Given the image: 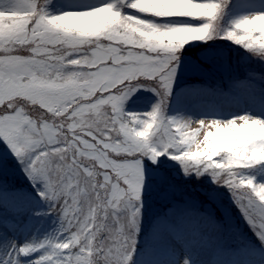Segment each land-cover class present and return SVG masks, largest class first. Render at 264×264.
<instances>
[{"label": "snow or ice", "instance_id": "snow-or-ice-1", "mask_svg": "<svg viewBox=\"0 0 264 264\" xmlns=\"http://www.w3.org/2000/svg\"><path fill=\"white\" fill-rule=\"evenodd\" d=\"M0 150V264H264V0H0Z\"/></svg>", "mask_w": 264, "mask_h": 264}, {"label": "rangeland", "instance_id": "rangeland-1", "mask_svg": "<svg viewBox=\"0 0 264 264\" xmlns=\"http://www.w3.org/2000/svg\"><path fill=\"white\" fill-rule=\"evenodd\" d=\"M144 96H151V93H144ZM145 104L141 103L138 104L136 107L138 110L145 108ZM198 125L193 124L192 128L197 127ZM202 138V136H201ZM0 157H2V150H0ZM0 180H3L7 183V185L10 188H15V189H24L27 191H30V185L28 181L25 179V176L23 173L19 170L17 167L15 161L12 159L11 156L7 158V163L2 171H0ZM225 204H227L232 213V217L234 218V223L236 227L253 243H258L256 241V237L253 235L252 231L249 230V227L247 224L244 222V220L241 218L240 213L237 211L236 207L232 206L228 200L227 193H225ZM4 213L3 210L0 209V219H2ZM218 218H220L219 212L217 213ZM8 219L10 222H14V218L11 215H8ZM54 219V218H53ZM49 224H51V220L49 221ZM47 227V225H46ZM5 231L3 224L0 223V232ZM12 233H9V236L11 237ZM226 239L228 241V244L231 246H235L237 241L235 238H233L231 235L226 236ZM208 256H204L203 258L208 259Z\"/></svg>", "mask_w": 264, "mask_h": 264}, {"label": "bare ground", "instance_id": "bare-ground-1", "mask_svg": "<svg viewBox=\"0 0 264 264\" xmlns=\"http://www.w3.org/2000/svg\"><path fill=\"white\" fill-rule=\"evenodd\" d=\"M207 258H209V257H207Z\"/></svg>", "mask_w": 264, "mask_h": 264}]
</instances>
